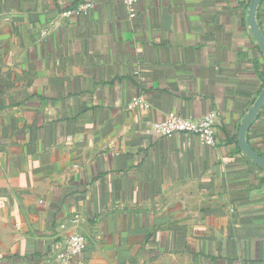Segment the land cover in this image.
Here are the masks:
<instances>
[{"label":"crops","instance_id":"1","mask_svg":"<svg viewBox=\"0 0 264 264\" xmlns=\"http://www.w3.org/2000/svg\"><path fill=\"white\" fill-rule=\"evenodd\" d=\"M248 1L0 0V264H61L74 231L70 264H264V171L237 143L264 83ZM211 111L215 146L150 127ZM247 141L264 157V106Z\"/></svg>","mask_w":264,"mask_h":264},{"label":"built area","instance_id":"2","mask_svg":"<svg viewBox=\"0 0 264 264\" xmlns=\"http://www.w3.org/2000/svg\"><path fill=\"white\" fill-rule=\"evenodd\" d=\"M126 6L130 18L136 16L137 0H119ZM94 0H81V2L72 9H66L61 12L62 16H72L87 13L92 9ZM131 106L147 108L149 103L142 95L132 97ZM216 119L217 113L208 112L200 117H188L174 112H168L161 120L153 121L150 125L151 130L161 136L169 137L176 133H191L196 135L200 143L206 146H215L216 138ZM76 222V217L74 219ZM86 247V238L82 233L72 232L66 241L65 246L54 252V261L61 264H70L72 259L79 255Z\"/></svg>","mask_w":264,"mask_h":264},{"label":"water","instance_id":"3","mask_svg":"<svg viewBox=\"0 0 264 264\" xmlns=\"http://www.w3.org/2000/svg\"><path fill=\"white\" fill-rule=\"evenodd\" d=\"M263 0H249L246 8V22L252 36L264 57V34L258 24V11ZM264 106V83L256 98L240 119L237 129V143L240 151L264 171V157L257 153L247 141V133Z\"/></svg>","mask_w":264,"mask_h":264},{"label":"trees","instance_id":"4","mask_svg":"<svg viewBox=\"0 0 264 264\" xmlns=\"http://www.w3.org/2000/svg\"><path fill=\"white\" fill-rule=\"evenodd\" d=\"M246 6V5H245Z\"/></svg>","mask_w":264,"mask_h":264}]
</instances>
